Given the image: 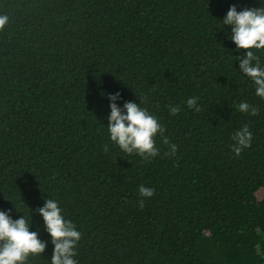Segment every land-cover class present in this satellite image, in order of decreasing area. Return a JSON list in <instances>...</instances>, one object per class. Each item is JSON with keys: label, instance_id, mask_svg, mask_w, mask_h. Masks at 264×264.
Wrapping results in <instances>:
<instances>
[{"label": "trees", "instance_id": "obj_1", "mask_svg": "<svg viewBox=\"0 0 264 264\" xmlns=\"http://www.w3.org/2000/svg\"><path fill=\"white\" fill-rule=\"evenodd\" d=\"M232 6L264 0H0V211L46 242L26 264H51L36 211L51 198L81 233L77 264H264V98L223 23ZM116 93L158 119L174 156L159 134L149 160L110 140Z\"/></svg>", "mask_w": 264, "mask_h": 264}, {"label": "clouds", "instance_id": "obj_2", "mask_svg": "<svg viewBox=\"0 0 264 264\" xmlns=\"http://www.w3.org/2000/svg\"><path fill=\"white\" fill-rule=\"evenodd\" d=\"M8 23L9 16L0 14V32ZM223 23L231 26L230 39L237 49L246 51L243 58H237L241 59L240 70L255 83L256 95L264 98V68L260 66L259 57L252 51L264 50V7L238 12L236 7L232 6ZM119 97V93L109 96L111 112L107 128L110 140L126 154H136L144 160H149L159 154L156 146V137L159 134L163 144L169 146L168 154L174 156L178 146L170 144L164 137L166 129L158 119L150 114L147 108H141L140 104L135 102H125L124 113L115 103ZM197 99L189 98L187 107L199 112L201 109L197 106ZM237 110L243 113L250 112L253 116L258 115V109L246 102H241ZM180 111L179 106H170L171 115H176ZM252 135L247 125L234 133L232 148L237 156L251 146ZM104 151H108L107 145H104ZM154 194V189L139 186L140 197L151 198ZM139 204L142 208L143 200H140ZM36 211L43 217L46 231L54 245L51 264H77L74 257L77 255L76 247L81 239V233L71 221L64 218L58 202L52 198L47 199L44 206ZM45 249L46 242L39 238L38 232L30 231L28 219L22 216L13 220L8 213L0 211V264H26L30 256L41 255Z\"/></svg>", "mask_w": 264, "mask_h": 264}]
</instances>
